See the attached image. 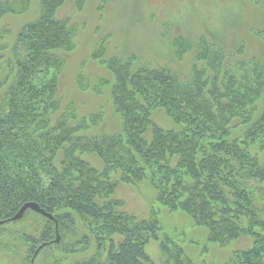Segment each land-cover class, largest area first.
Returning <instances> with one entry per match:
<instances>
[{"label": "trees", "instance_id": "16d2710c", "mask_svg": "<svg viewBox=\"0 0 264 264\" xmlns=\"http://www.w3.org/2000/svg\"><path fill=\"white\" fill-rule=\"evenodd\" d=\"M67 1L40 0L39 15L11 45L0 29V246L21 264H154L146 249L158 242L163 264H196L155 211L141 217L115 198L121 186L148 182L159 204L207 228L210 243L251 242L225 264H264V157L253 152L257 144L264 151V62L213 32L177 35L175 58H194L183 76L133 55L108 56L110 36L101 38L91 59L112 81L91 88L79 76L78 84L94 93L110 86L122 129L93 134L102 115L79 118L58 99L62 54L75 50L81 30L73 15L60 16ZM74 2L81 12L85 0ZM31 4L0 0V20ZM159 109L181 129L155 123ZM28 204L53 219L28 209L13 221ZM78 254L85 256L66 262Z\"/></svg>", "mask_w": 264, "mask_h": 264}, {"label": "rangeland", "instance_id": "374dc122", "mask_svg": "<svg viewBox=\"0 0 264 264\" xmlns=\"http://www.w3.org/2000/svg\"><path fill=\"white\" fill-rule=\"evenodd\" d=\"M259 3L249 0H85L82 11L75 13L74 0L67 1L59 12L60 16L73 15V22L80 25L81 30L75 50L62 54L66 60L59 78L58 99L62 109L73 105L79 118L100 113L102 119L91 131L93 134L111 135L121 131L122 120L115 112L110 86L103 87L101 93L91 90L98 79L112 81L108 70L91 59L97 42L106 36H110L108 56L133 55L144 63L167 66L183 76L190 74L194 58L192 54H187L182 61L175 58L172 41L177 35L196 40L201 35L213 32L223 39L227 47L244 43L248 56L264 62V0ZM39 13L40 0H32L28 13L3 17L0 29L6 28L10 32L6 42L11 45L21 27ZM79 76L85 84L92 85L89 90L80 89ZM258 108H264V94ZM153 120L167 130L181 129L163 109L153 112ZM253 152L264 157V151L258 144ZM85 159L99 166L97 158L86 155ZM115 198L124 200L126 210L141 217H148L155 211L163 232L177 241L196 264H225L235 251L251 244L247 240V246L246 239L224 247L210 243L207 228L196 227L186 213L171 212L159 204L156 192L148 182L133 187L121 186ZM29 222L20 228L29 225ZM4 239L5 242L9 240ZM146 251L154 264H163L158 242H151ZM84 256H70L66 262ZM51 261L46 262L41 257L38 264ZM0 263L21 264V258H10L0 246Z\"/></svg>", "mask_w": 264, "mask_h": 264}, {"label": "water", "instance_id": "95a60500", "mask_svg": "<svg viewBox=\"0 0 264 264\" xmlns=\"http://www.w3.org/2000/svg\"><path fill=\"white\" fill-rule=\"evenodd\" d=\"M28 209H32V210H34V211H36V212H38V213H41L42 215H44V216H46V217H50L51 219H53V217H52L51 215L46 214V213L42 212L41 210H39V208H38L36 205L28 204V205H26L25 207H23V209L18 213V215L15 216V218L13 219V221H17V220L22 219L23 216H24V214H25V212H26ZM2 224H3V223H0V226H1ZM57 241H58V240H57ZM41 248H43V247H41ZM41 248L38 249V251H37L36 254H35V257L39 254ZM33 262H34V259H33V261H32V264H33Z\"/></svg>", "mask_w": 264, "mask_h": 264}]
</instances>
